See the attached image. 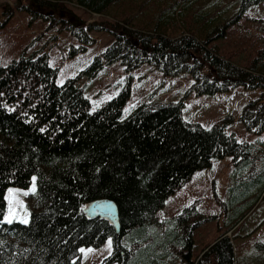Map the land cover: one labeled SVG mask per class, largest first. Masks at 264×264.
Wrapping results in <instances>:
<instances>
[{"label": "trees", "instance_id": "16d2710c", "mask_svg": "<svg viewBox=\"0 0 264 264\" xmlns=\"http://www.w3.org/2000/svg\"><path fill=\"white\" fill-rule=\"evenodd\" d=\"M16 1V8L32 11L34 18L50 19V28L63 22L61 29L69 30L81 49L96 44L91 31L113 35L87 68L90 78L120 62L128 71L147 65L164 77L184 75L193 81L178 101L155 100L151 93L127 112L132 91L126 86L92 110L86 88L78 85L81 76L58 84L57 69L42 50H26L0 66V264H81L83 247H100L110 237L114 251L101 264H129L140 245L135 236L156 227L158 213L170 196L217 157L233 155L243 161L233 179L249 175L252 186L260 182L256 191L264 196V164L257 169L251 159L252 148L263 149V144L239 140L227 131V118L207 128L184 117L192 92L263 89L259 98L244 106L239 119L250 130L264 132V40L246 65L234 61L236 52L221 53L215 44L232 29L233 21L264 0H231L238 13L229 19L207 9L203 0H182L173 9L159 8L156 17L137 21L133 12L143 15L145 2ZM72 6L90 15L107 16L112 9L117 14L112 20L87 23L78 17L70 22L63 13L68 14ZM259 22L264 23V18ZM239 169L242 173L237 176ZM33 177L37 191L31 194L29 222L7 223L9 191L29 188ZM98 199L117 204L120 232L108 217L86 214L87 204ZM192 210L187 207L176 221L189 218ZM249 212L238 216L196 259L190 258L191 227L172 223L146 249L145 264H235L232 237L239 227L234 228ZM180 245L182 255L176 253Z\"/></svg>", "mask_w": 264, "mask_h": 264}, {"label": "rangeland", "instance_id": "374dc122", "mask_svg": "<svg viewBox=\"0 0 264 264\" xmlns=\"http://www.w3.org/2000/svg\"><path fill=\"white\" fill-rule=\"evenodd\" d=\"M177 1L181 4L182 0H136L138 5L145 2L147 7L144 8L143 15L137 10L133 14L137 16L136 21L145 16L151 17L159 8L173 9L172 6ZM203 1L207 9L217 10L228 19L238 13L235 1ZM16 2V0H0V66H6L18 59L26 50L32 52L42 50L49 55L50 64L57 69L58 84H63L69 78L81 76L78 85L86 88L92 110L103 105L126 86H130L132 91L126 107L127 112L136 101L147 98L151 93L156 95L155 100L178 101L185 96L191 86L193 80L189 76L164 77L159 71L147 65L128 71L120 62L107 65L103 74L97 78H90L87 68L95 56L109 46L114 38L113 35L106 30L91 31L90 35L97 40L96 44L87 50L81 49L78 39L69 30L61 29L63 22L56 23L50 28V19L34 18L36 14L32 11L16 8ZM67 12L68 14L63 13V18L70 22L81 17L87 23L112 20L114 14H117V11L112 9L107 16L90 15L75 6ZM47 16L52 17L50 12H47ZM262 18H264V1L249 7L242 16L229 25L232 29L225 37L215 40L221 53L236 52L234 61L241 65H246L249 59L255 58L264 40V23L259 22ZM262 93L263 89L251 91L243 87L214 94L198 95L192 92L186 100L184 117L207 128L227 118V131L235 133L239 140H247L258 146L263 144V149L252 148V163H255L256 168L259 169V166L264 164V132L256 133L250 130L239 117L244 106L249 101L259 98ZM243 163L241 160H236L233 155H228L214 158L210 167L197 171L192 179L166 201L165 206L158 213L156 227L141 231L135 236L140 245L129 264H145L143 254L148 246L156 242L157 233L163 231L164 234V231L172 227V223L178 222L175 217L187 207H193L191 216L179 222L187 223L192 229L191 259L202 256L207 246L215 243L219 235L225 232L238 216L249 210L246 217L234 228L235 230L239 227L232 237L235 245V264H264V196H258L256 190L260 182L257 186H252L249 175L243 176L244 179L236 181L233 179L232 175L238 164ZM240 173L242 171L239 169L237 176ZM251 173L255 171H250ZM32 186L33 181L29 188L11 189L16 194L11 205L8 200V212L11 207L16 213L13 221H21L24 217L29 221L31 194L37 191L36 177L35 192L31 191ZM236 202L238 207L233 211ZM205 217H213V219L202 221ZM227 235H231V232ZM109 241H111L110 246ZM182 246L176 248L178 255H182L180 250L184 251L180 248ZM82 249L85 251L82 253L81 264H101L114 251V241L110 237L100 247Z\"/></svg>", "mask_w": 264, "mask_h": 264}, {"label": "water", "instance_id": "95a60500", "mask_svg": "<svg viewBox=\"0 0 264 264\" xmlns=\"http://www.w3.org/2000/svg\"><path fill=\"white\" fill-rule=\"evenodd\" d=\"M86 214L90 218L108 217L115 225L116 231L120 232L121 225L119 223V209L117 204L111 199L93 200L87 204L85 208ZM213 264H220L214 262Z\"/></svg>", "mask_w": 264, "mask_h": 264}, {"label": "snow or ice", "instance_id": "6c2138e0", "mask_svg": "<svg viewBox=\"0 0 264 264\" xmlns=\"http://www.w3.org/2000/svg\"><path fill=\"white\" fill-rule=\"evenodd\" d=\"M35 190H36L35 189V177H33V186H32L31 191L32 192H35ZM25 194H27V193H25ZM15 195L16 194L12 190L9 191L8 200H9L10 205H11L12 201L15 200ZM15 218H16V213L10 207L9 208L8 215L5 217V221L7 223H12ZM21 222L27 224L29 221H28V218L27 217H24V218H22ZM110 245H111V241H109V246ZM80 251L83 253L85 250L84 249H81ZM89 251H91V250H89Z\"/></svg>", "mask_w": 264, "mask_h": 264}]
</instances>
